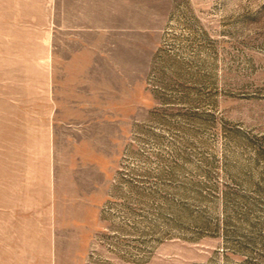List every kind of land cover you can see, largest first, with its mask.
<instances>
[{
	"label": "rangeland",
	"instance_id": "obj_1",
	"mask_svg": "<svg viewBox=\"0 0 264 264\" xmlns=\"http://www.w3.org/2000/svg\"><path fill=\"white\" fill-rule=\"evenodd\" d=\"M58 2L0 0V264H264V0H176L107 171L50 206L27 162Z\"/></svg>",
	"mask_w": 264,
	"mask_h": 264
},
{
	"label": "crops",
	"instance_id": "obj_2",
	"mask_svg": "<svg viewBox=\"0 0 264 264\" xmlns=\"http://www.w3.org/2000/svg\"><path fill=\"white\" fill-rule=\"evenodd\" d=\"M175 1L59 0L50 42L58 49L48 61L53 66L48 111L37 119L42 124L36 130L39 146L28 149L34 155L27 162L42 175L44 204L88 198L78 185L81 160L98 173L107 171L104 161L111 154L105 142L115 140L113 130L109 133L119 117L115 110L131 108L132 85L146 76Z\"/></svg>",
	"mask_w": 264,
	"mask_h": 264
}]
</instances>
